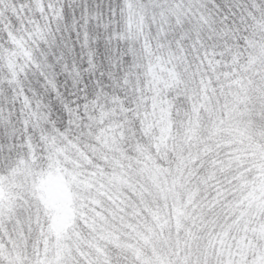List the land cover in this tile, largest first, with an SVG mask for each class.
<instances>
[{
    "label": "snow or ice",
    "instance_id": "1",
    "mask_svg": "<svg viewBox=\"0 0 264 264\" xmlns=\"http://www.w3.org/2000/svg\"><path fill=\"white\" fill-rule=\"evenodd\" d=\"M0 264H264V0H0Z\"/></svg>",
    "mask_w": 264,
    "mask_h": 264
}]
</instances>
